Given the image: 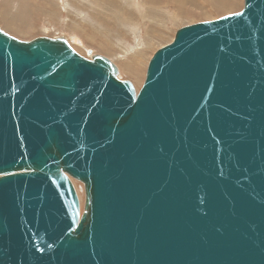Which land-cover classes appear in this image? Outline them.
Wrapping results in <instances>:
<instances>
[{"label":"water","instance_id":"95a60500","mask_svg":"<svg viewBox=\"0 0 264 264\" xmlns=\"http://www.w3.org/2000/svg\"><path fill=\"white\" fill-rule=\"evenodd\" d=\"M117 73L0 28V264H264V0Z\"/></svg>","mask_w":264,"mask_h":264},{"label":"rangeland","instance_id":"374dc122","mask_svg":"<svg viewBox=\"0 0 264 264\" xmlns=\"http://www.w3.org/2000/svg\"><path fill=\"white\" fill-rule=\"evenodd\" d=\"M209 1L187 0L181 8L175 0H0V28L26 41L62 36L81 55H104L117 67L118 77L138 91L149 59L171 42L178 28L238 12L244 0H215L222 2L221 7ZM76 37L81 44L74 42ZM105 40L111 44L110 52L99 48ZM137 49L142 51L136 53ZM72 182L82 208L83 185Z\"/></svg>","mask_w":264,"mask_h":264},{"label":"bare ground","instance_id":"6f19581e","mask_svg":"<svg viewBox=\"0 0 264 264\" xmlns=\"http://www.w3.org/2000/svg\"><path fill=\"white\" fill-rule=\"evenodd\" d=\"M108 1H111V0H108ZM113 2H114V0H112ZM173 1V0H172ZM211 1V3L212 4H214V5H216L217 7H221L223 4H222V2L221 3H219V1L217 2V1H215V0H210ZM209 1V2H210ZM228 1H231V0H228ZM174 3V2H173ZM210 3V4H211ZM175 4H178L179 6H181V8H183V7H185L186 6V4H187V0H175ZM227 4V3H226ZM243 4H244V1H243ZM177 5V6H178ZM212 6V5H211ZM224 7V6H223ZM226 7V6H225ZM179 8V7H178ZM126 9H124V11H125ZM144 17V16H143ZM11 26H12V24H10ZM134 26H137L136 24H134ZM156 29V28H155ZM168 44V43H167ZM166 45V44H165ZM164 46V45H163ZM162 47V46H161ZM160 47V48H161ZM99 48H102L103 49V51L104 52H110V48H111V44H110V42H109V40L108 41H103V43L99 46ZM112 49V48H111ZM158 50V49H157ZM142 50L141 49H137V51H136V53L138 52V53H140ZM136 57V56H135ZM137 58V57H136ZM150 60V59H149ZM132 61V60H131ZM148 63H149V61H148ZM147 66H148V64H147ZM147 68V67H146ZM128 71L131 73V74H133V72H135V69H134V66H130V68L128 69ZM145 74H146V71H145ZM145 79V78H144ZM144 82V81H143ZM79 205H80V201H79ZM82 208H83V205H82Z\"/></svg>","mask_w":264,"mask_h":264}]
</instances>
